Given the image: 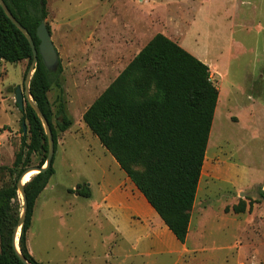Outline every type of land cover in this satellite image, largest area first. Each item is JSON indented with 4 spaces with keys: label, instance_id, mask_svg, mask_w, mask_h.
Wrapping results in <instances>:
<instances>
[{
    "label": "rangeland",
    "instance_id": "1",
    "mask_svg": "<svg viewBox=\"0 0 264 264\" xmlns=\"http://www.w3.org/2000/svg\"><path fill=\"white\" fill-rule=\"evenodd\" d=\"M46 3V23L63 67L61 87H53L49 99L54 114L64 103L73 129L56 152L51 187L36 202L28 233L35 261L160 264L161 258H140L141 253L114 236L112 226L90 208L89 200L69 191L87 182L97 190L111 167L83 115L154 36L163 34L208 65L220 91L189 240L216 249L217 258L194 254L177 264H264V0ZM28 66V61L0 66L5 71L0 92L9 97L0 100V108L8 110L7 116L0 114V124L11 128L15 154L21 145L22 113L13 90L22 88L26 105L33 78L32 73L27 88ZM62 136L59 133V140ZM9 156L6 165L0 164V190L11 183L4 170L13 166ZM108 157L113 159L109 152ZM42 158L34 156L30 167L37 168ZM18 195L21 219L23 198L19 191ZM242 204L245 212L236 214L234 207ZM20 236L19 232L18 248ZM126 253L130 257L125 262Z\"/></svg>",
    "mask_w": 264,
    "mask_h": 264
},
{
    "label": "trees",
    "instance_id": "2",
    "mask_svg": "<svg viewBox=\"0 0 264 264\" xmlns=\"http://www.w3.org/2000/svg\"><path fill=\"white\" fill-rule=\"evenodd\" d=\"M2 1L39 50L38 27L45 22L50 31L46 23V0L43 5L41 0ZM33 60L27 37L0 5V61L10 64L28 61L26 80ZM62 74L60 59L57 71H50L38 53L30 94L51 130L55 155L59 133L64 134L72 126L64 103H59L54 114L49 99L52 88L61 87ZM219 95L208 65L165 35L157 34L83 115L90 131L182 244L189 234ZM21 113L20 149L13 166L4 168L11 183L0 190V264H25L12 240L22 209L18 182L34 156L43 155L38 166L41 168L49 152L48 136L35 109L26 101ZM23 121L27 135H23ZM54 160L55 156L49 169L34 176L25 186L28 208L20 250L29 264H40L29 252L28 233L36 202L56 173ZM69 192L91 198L87 184ZM234 212L244 213L245 205L234 207Z\"/></svg>",
    "mask_w": 264,
    "mask_h": 264
},
{
    "label": "crops",
    "instance_id": "3",
    "mask_svg": "<svg viewBox=\"0 0 264 264\" xmlns=\"http://www.w3.org/2000/svg\"><path fill=\"white\" fill-rule=\"evenodd\" d=\"M3 63L5 62L0 61V66ZM4 75L5 71L0 69V83H3ZM4 95L6 94L3 90L0 92V100L3 102L7 101L9 98ZM0 105H2V102ZM0 114H2V116H7V108H0ZM72 129L73 125L63 134L62 139L58 142V148L60 145H64V140L66 136L72 132ZM11 136V128L7 124H0V164H5V160H9V155L13 158L10 159L12 161L11 163L13 164L14 162L15 149L12 144ZM104 154L106 158H109L111 167L108 169L104 180L97 183V190L93 189V183H86L91 191V198L87 200L91 202L90 208L96 214L102 215L104 220L112 226L115 237H118L120 241L126 244L129 243L132 249L141 253L138 254L140 258L152 256L161 258L160 264H166L168 262H170V264L171 262L177 264V262L180 263L184 258L194 254L198 255V257L205 256L210 257V259L217 258L215 255L216 249L212 247L207 248L206 243L197 241L189 244L192 218L186 242L184 244L180 243L164 224L147 199L121 169L117 161L113 157V159L108 157L107 150L106 152L104 151ZM49 187L51 186L48 185L46 190H48ZM45 191L43 193H45ZM96 192L98 193L97 198ZM76 195L80 197L78 194ZM128 256L130 257V255L126 253L122 259L126 262V260L129 259ZM152 264L159 263L158 261H154Z\"/></svg>",
    "mask_w": 264,
    "mask_h": 264
},
{
    "label": "water",
    "instance_id": "4",
    "mask_svg": "<svg viewBox=\"0 0 264 264\" xmlns=\"http://www.w3.org/2000/svg\"><path fill=\"white\" fill-rule=\"evenodd\" d=\"M43 1L41 0V5H43ZM0 5L3 7L4 11L6 12L7 16L11 19V21L17 26V28H19V30H21L25 36L27 37L29 44L32 48L33 51V56H34V60L31 64V67L28 71L26 80H25V85L27 88H29V79L31 74L35 73V68L38 65V53H40L44 65L46 66V68L50 71H57L58 69V65H59V54L58 51L53 43L52 40V35L50 33V31L48 30L45 22H43L37 30V37L40 41V45H39V50H37L36 44L33 40V38L28 34V32L13 18V16L9 13V11L6 9L4 3L2 0H0ZM24 92L22 90L21 87H18L15 91V103L17 104L18 108L20 111H23L25 108V97H24ZM31 97V94L29 91H27V97H26V101L29 102L31 104V106L35 109V111L37 112L38 116L40 117V119L43 122V126L45 128V132L46 135L48 136V140H49V153H48V158L46 163L43 165V167L39 168H33V167H29L27 168L23 174L21 175L19 182H18V191L21 192L22 194V198H23V216L21 217L18 226L15 228L14 233H13V246L17 252V254L19 255V257L22 259V261L25 264H29L24 257L21 254V250L20 247L18 248L17 245V241H18V234L19 232L21 233L22 230V226L24 224V220H25V216H26V212H27V196L25 193V186L28 183H23L24 178L26 177L27 174H29L30 172H36V174L34 176H36L37 174L40 173H45L49 167L51 166V163L54 159L55 156V146H54V140H53V136L51 133V130L48 126L47 121L45 120V118L43 117V115L41 114V112L39 111L38 107L34 104L33 100L30 101V99L28 98ZM22 130H23V135H27V125L26 122L23 121L22 122ZM33 176V177H34ZM32 177V178H33Z\"/></svg>",
    "mask_w": 264,
    "mask_h": 264
},
{
    "label": "bare ground",
    "instance_id": "5",
    "mask_svg": "<svg viewBox=\"0 0 264 264\" xmlns=\"http://www.w3.org/2000/svg\"><path fill=\"white\" fill-rule=\"evenodd\" d=\"M218 116V115H217ZM213 138V137H212ZM208 150H209V147H208ZM36 172H30L29 174L26 175V177L24 178L23 180V183H27L29 182L32 177L35 175Z\"/></svg>",
    "mask_w": 264,
    "mask_h": 264
}]
</instances>
